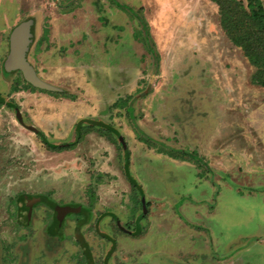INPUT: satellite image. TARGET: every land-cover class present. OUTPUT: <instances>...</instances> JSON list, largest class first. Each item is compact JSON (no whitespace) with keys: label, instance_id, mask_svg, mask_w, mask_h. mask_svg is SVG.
Returning <instances> with one entry per match:
<instances>
[{"label":"rangeland","instance_id":"rangeland-1","mask_svg":"<svg viewBox=\"0 0 264 264\" xmlns=\"http://www.w3.org/2000/svg\"><path fill=\"white\" fill-rule=\"evenodd\" d=\"M256 72L211 0H0V264H89L78 232L92 264H264ZM21 194L93 218L52 237L54 210L35 203L26 221Z\"/></svg>","mask_w":264,"mask_h":264},{"label":"trees","instance_id":"trees-1","mask_svg":"<svg viewBox=\"0 0 264 264\" xmlns=\"http://www.w3.org/2000/svg\"><path fill=\"white\" fill-rule=\"evenodd\" d=\"M219 7L220 12V23L221 27L228 36L231 43L240 48L250 65L257 69V72L253 75V81L260 84L264 87V3L262 0H247L245 5L242 0H211ZM146 44L148 43L145 42ZM148 45V44H147ZM13 107V106H12ZM96 126L104 129L108 128L110 132L119 136L120 133L113 127L105 126V124H95ZM83 126L82 122L77 124V127L81 129ZM40 138L43 143L50 149L62 152L64 150H69L75 147V143L69 145H52L44 133H39ZM122 140V139H121ZM144 141V140H143ZM145 143H148L145 141ZM170 157L180 158L183 160L193 159L196 162H199L200 159H197L199 156L193 153H182L174 154L168 152ZM124 173L129 181L133 190L138 191L143 194L142 187L138 181L134 178L130 170V152L125 149V165ZM30 195L21 194L18 196V201L22 204L21 209L28 214V206L26 204V199ZM42 197L40 203L47 205L48 207L55 209L58 205L53 199L48 198L47 196L37 195ZM39 203V204H40ZM74 207H78L77 204H71ZM79 222L78 228L87 225L91 222L93 214L90 208L82 206L81 212L77 215ZM145 217V213L142 212L138 218L137 225L135 227V236H138L141 233V224L140 221ZM25 220H28V216H25ZM50 233L52 235H60V228L56 218L50 226ZM79 234V243L84 249L85 258L92 264L93 258L91 249L88 245V242L84 239L82 234ZM62 237V236H61Z\"/></svg>","mask_w":264,"mask_h":264},{"label":"water","instance_id":"water-1","mask_svg":"<svg viewBox=\"0 0 264 264\" xmlns=\"http://www.w3.org/2000/svg\"><path fill=\"white\" fill-rule=\"evenodd\" d=\"M11 43H12V55H14L17 59H19L20 62H23V51L25 50V43H26V28L24 27V25H20L18 28H16V30L13 32L12 34V38H11ZM24 49V50H23ZM29 79H30V75H29ZM17 114L19 119L22 122V117L20 114V111L17 110ZM123 141V140H122ZM123 145L125 146V142L123 141ZM42 200V197H37V196H30L27 200V206H28V218H30L32 212H33V208H34V204L35 203H39ZM143 204H144V199H143ZM82 209V206H78V207H73L72 205H57L55 207V212L57 213L58 216V220L61 223L65 216L68 214H73V213H80Z\"/></svg>","mask_w":264,"mask_h":264},{"label":"flooded vegetation","instance_id":"flooded-vegetation-1","mask_svg":"<svg viewBox=\"0 0 264 264\" xmlns=\"http://www.w3.org/2000/svg\"><path fill=\"white\" fill-rule=\"evenodd\" d=\"M31 130H33L34 132H37L38 134L39 133H41V132H39L38 130H36V128H33V127H29ZM43 133V132H42ZM30 197V196H29ZM29 197H27V199H26V204H27V200H28V198ZM37 197H39V196H37ZM41 198V197H40ZM42 201V200H41ZM40 201V202H41ZM39 202V203H40ZM38 203V204H39ZM40 204H42V203H40ZM71 205V204H70ZM73 206V205H72ZM74 207V206H73ZM50 208V207H49ZM52 209V208H51ZM33 210H34V208H33ZM54 210V217H53V220H52V223H53V221H54V219L56 218V220L58 221V225H59V228H60V232H61V236L63 235V228H64V226H65V220H66V218L68 217V216H70V214H68V215H66L65 216V218H64V220L60 223L59 222V220H58V216H57V213L55 212V209H53ZM73 214H76V215H78L79 213H73ZM27 216H28V214H27ZM28 220H30V218H28ZM51 223V224H52ZM51 224H50V226H51ZM50 226L48 227V233H49V235L50 236H52V237H61L60 235H52L51 233H50Z\"/></svg>","mask_w":264,"mask_h":264}]
</instances>
